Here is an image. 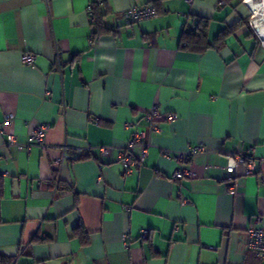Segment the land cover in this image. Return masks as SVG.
<instances>
[{
    "label": "crops",
    "instance_id": "0c3cea01",
    "mask_svg": "<svg viewBox=\"0 0 264 264\" xmlns=\"http://www.w3.org/2000/svg\"><path fill=\"white\" fill-rule=\"evenodd\" d=\"M89 1L0 0V253L8 264H264L246 234L264 228V44L249 9L242 0H136L157 15L125 25L132 0H102L112 30L94 34ZM199 18L210 44L230 28L225 44L180 48ZM152 105L176 115L158 133L141 121ZM125 121L140 122L148 146L127 175L117 159L131 137ZM43 125L44 145L7 140L27 144ZM198 143L195 177L171 178L178 162L164 153ZM248 149L257 170L238 166L230 193L225 172L205 165Z\"/></svg>",
    "mask_w": 264,
    "mask_h": 264
},
{
    "label": "built area",
    "instance_id": "2783aa9c",
    "mask_svg": "<svg viewBox=\"0 0 264 264\" xmlns=\"http://www.w3.org/2000/svg\"><path fill=\"white\" fill-rule=\"evenodd\" d=\"M251 1V0H250ZM132 4L129 8H127L124 14V24L130 25L132 22H139L146 19L155 18L157 15V10L153 5L150 4H143L139 5L136 0H132ZM102 0H90L87 4V16L89 17L90 24L95 23L96 16L94 14V9L96 5H102ZM242 3L249 9L250 11V18L249 24L251 29L256 33L260 43L264 44V35H261L259 31H257L256 24L254 20H252L253 13H251V8H249L248 0H242ZM23 63H31L34 60V56L28 53L22 55ZM5 123L11 120V115H5ZM176 118V115L173 113H166L157 108L156 105H152L148 108L146 112H144L141 116V121L145 122L148 127V131L150 133H158L161 130V124L163 122L171 123ZM124 128L131 130V137L127 140L126 145L120 150L117 159L122 165V170L124 174L133 173L136 168H138L143 162L145 161V156L147 153V144L143 142L142 137L143 134L140 129V122H133V121H125L123 124ZM47 126L43 125L37 127L33 130L31 135L29 136V141L27 144H20L15 141L13 135L8 136V142L11 144L16 145L19 149L24 148V146H31L33 144H43V136L45 131L47 130ZM62 150L65 149V146L61 147ZM89 147H86L88 149ZM100 149V153L108 154V148L102 146ZM76 154L75 156L78 157L82 149L80 147L75 148ZM205 151V146L203 143H198L190 146L187 148V151L184 152H177L174 156H170L169 153H164L167 157H173L178 162V167L175 168V171L171 173V178L173 179H188L195 177V172L193 168L190 167L189 163L191 162L194 155L199 153H203ZM67 155H65L64 151L63 154L55 159V165L57 167L61 166L65 161ZM238 166L243 167V174H254L257 170L256 159L252 149H248L245 152H235L231 153L226 163L224 165H205L206 168H220L226 174V180L228 182L227 187L230 190V193H235V183L236 177L238 176L237 168ZM98 183H101V178H98ZM186 202V200H185ZM260 217H258L255 222L260 221ZM149 231L146 229L142 230L141 238H145L148 235ZM247 249L251 252L253 251L255 255L259 259H264V228L255 225L254 223L251 224L247 228ZM124 241L127 239V235L124 234L123 236Z\"/></svg>",
    "mask_w": 264,
    "mask_h": 264
},
{
    "label": "trees",
    "instance_id": "16d2710c",
    "mask_svg": "<svg viewBox=\"0 0 264 264\" xmlns=\"http://www.w3.org/2000/svg\"><path fill=\"white\" fill-rule=\"evenodd\" d=\"M94 14L96 16L95 23H93V27L96 28L94 34L101 32H108L112 30L109 27L104 26L103 24V16L99 11L98 5L95 6ZM193 27L190 30H183L181 33L180 39V48L187 49L189 51L195 52H203L205 49L209 47H218L221 44H225L226 38L229 35V30L221 31L218 33L217 37L214 39L213 43L210 44L208 42V19L207 18H199L195 22H193ZM78 158V157H77ZM2 179L0 178V198L2 196ZM0 264H8V259H6L0 253Z\"/></svg>",
    "mask_w": 264,
    "mask_h": 264
},
{
    "label": "bare ground",
    "instance_id": "6f19581e",
    "mask_svg": "<svg viewBox=\"0 0 264 264\" xmlns=\"http://www.w3.org/2000/svg\"><path fill=\"white\" fill-rule=\"evenodd\" d=\"M248 5L254 13L252 20H256L255 24L257 23V26H255L257 28V31H259L261 35H264V24H262L264 22L259 21L260 19L261 21H264V18H262V16L259 18V15L262 12V8H264V0H248Z\"/></svg>",
    "mask_w": 264,
    "mask_h": 264
}]
</instances>
